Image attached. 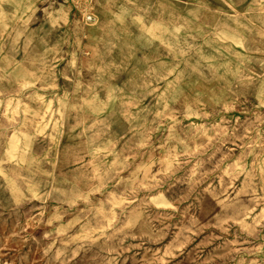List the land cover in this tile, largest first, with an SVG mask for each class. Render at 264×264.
Wrapping results in <instances>:
<instances>
[{
	"label": "rangeland",
	"instance_id": "1",
	"mask_svg": "<svg viewBox=\"0 0 264 264\" xmlns=\"http://www.w3.org/2000/svg\"><path fill=\"white\" fill-rule=\"evenodd\" d=\"M0 264H264V0H0Z\"/></svg>",
	"mask_w": 264,
	"mask_h": 264
}]
</instances>
